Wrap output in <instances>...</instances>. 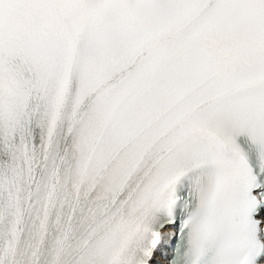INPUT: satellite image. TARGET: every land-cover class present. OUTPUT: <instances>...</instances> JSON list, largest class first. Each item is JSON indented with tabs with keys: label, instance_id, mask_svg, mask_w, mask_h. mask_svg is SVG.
<instances>
[{
	"label": "snow or ice",
	"instance_id": "snow-or-ice-1",
	"mask_svg": "<svg viewBox=\"0 0 264 264\" xmlns=\"http://www.w3.org/2000/svg\"><path fill=\"white\" fill-rule=\"evenodd\" d=\"M0 264H264V0H0Z\"/></svg>",
	"mask_w": 264,
	"mask_h": 264
}]
</instances>
